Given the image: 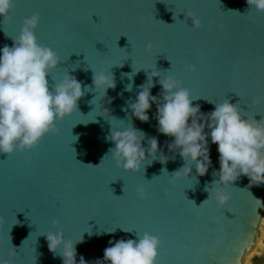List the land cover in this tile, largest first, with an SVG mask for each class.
<instances>
[{"label":"water","instance_id":"water-1","mask_svg":"<svg viewBox=\"0 0 264 264\" xmlns=\"http://www.w3.org/2000/svg\"><path fill=\"white\" fill-rule=\"evenodd\" d=\"M33 15L39 16L37 43L60 61L47 77L50 90L66 74L81 83L82 91L90 90L77 101L76 111L56 122L55 133L34 148L0 154V259L62 264L45 236L59 231L65 240L83 237L76 245L77 264L81 257L95 264L103 260L109 240L147 232L160 240L156 264H235L259 237L264 184H250L241 175L224 189L229 194L224 205L208 199L205 189L218 180L213 172L219 170V154L207 137V124L209 167L199 173L190 166L188 175L171 179L185 161L169 151L172 138L158 133L157 105L142 123L127 104L156 70L160 77L153 78L151 95L158 101L159 79L172 76L198 98L192 103L201 113L212 109L208 100L223 98L245 118L253 114L259 121L264 115V11L246 0H13L8 16L0 17V48L12 47L24 20ZM189 15L200 19L199 29ZM188 66L195 71L187 72ZM93 71L111 73L115 82L97 107L90 103L99 95ZM129 84L132 89L126 91ZM129 122L146 134L145 149L155 137L164 155L175 158L149 164L146 152L139 172L117 167L107 137L112 126L121 129ZM138 188L145 190L143 200Z\"/></svg>","mask_w":264,"mask_h":264},{"label":"clouds","instance_id":"clouds-1","mask_svg":"<svg viewBox=\"0 0 264 264\" xmlns=\"http://www.w3.org/2000/svg\"><path fill=\"white\" fill-rule=\"evenodd\" d=\"M246 3L257 11H264V0H246ZM12 7L13 0H0V17L6 18ZM188 19L193 28H200L199 18L189 15ZM38 22V15L25 19L13 46L0 48V154L7 156L13 152L31 150L43 136L55 133L56 122L76 111L77 101L85 91L90 90L85 87L82 91L81 83L68 74L50 90L47 77L60 61L52 49L37 43L34 30ZM151 48L149 43L145 50L150 51ZM186 71L194 72L195 68L188 66ZM93 73L92 85L99 95L90 103L97 107L98 98L101 101L108 89H114L115 82L111 73ZM155 77H160V72L153 70L147 75L146 83L140 85L135 101L128 103L127 109L131 110L135 119L147 123L148 111L152 104L157 105V131L172 138V143L167 146L169 151L178 152L185 161L184 166L170 176L171 179H179L181 172L188 175L190 166H194L199 173L209 167L211 158L204 131L207 124V137L216 143L219 154V170L213 172L218 180L205 189L209 192L208 199L224 205L229 199L224 189L241 175L246 176L250 184H264V115L259 121L253 118V114L245 118L236 105L223 98L215 101L206 99L213 107L207 114L201 113L199 105L193 106L192 103L198 98H193L182 82L172 76L159 79L162 91L158 101L156 96L151 95ZM131 89V84L125 88L126 91ZM103 110L110 115L105 107ZM145 135L142 130L134 128L131 122L121 129L114 130L112 126L107 139L114 144L109 153L117 167L125 172H139L145 163L146 152L150 157L147 160L149 164L158 158L165 165L169 159L175 158L164 155L155 137L148 139L145 149L142 146ZM162 172L167 171L162 169ZM136 191L140 199L145 198L143 188ZM256 223L264 231V218ZM117 228L107 232L114 233ZM87 232L92 234L91 231ZM45 236L49 251L58 254L62 264H77L76 245L83 242L82 236L77 241L65 240L59 231L48 232ZM136 237L109 240L110 246L104 249L103 260H97L95 264H156L160 240L147 232L142 235L136 233ZM260 247L264 248V242L260 243ZM253 254H256L255 250L246 245L236 257L235 264H251ZM0 264L9 262L0 259ZM79 264H86L83 257Z\"/></svg>","mask_w":264,"mask_h":264},{"label":"rangeland","instance_id":"rangeland-1","mask_svg":"<svg viewBox=\"0 0 264 264\" xmlns=\"http://www.w3.org/2000/svg\"><path fill=\"white\" fill-rule=\"evenodd\" d=\"M261 242H264V231H261V236L257 238V244L253 247L256 254H253L251 264H264V248L260 247Z\"/></svg>","mask_w":264,"mask_h":264},{"label":"bare ground","instance_id":"bare-ground-1","mask_svg":"<svg viewBox=\"0 0 264 264\" xmlns=\"http://www.w3.org/2000/svg\"><path fill=\"white\" fill-rule=\"evenodd\" d=\"M262 218H264V214H263ZM262 218H261V219H262ZM259 232H260V235H259V237H260V236H261V229H260V227H259ZM259 237H258V238H259ZM256 244H257V240H256Z\"/></svg>","mask_w":264,"mask_h":264},{"label":"snow or ice","instance_id":"snow-or-ice-1","mask_svg":"<svg viewBox=\"0 0 264 264\" xmlns=\"http://www.w3.org/2000/svg\"><path fill=\"white\" fill-rule=\"evenodd\" d=\"M141 200H143V199H141ZM192 207H194L193 205H192ZM200 207V206H199ZM199 207H194V208H199ZM234 214V213H233Z\"/></svg>","mask_w":264,"mask_h":264}]
</instances>
